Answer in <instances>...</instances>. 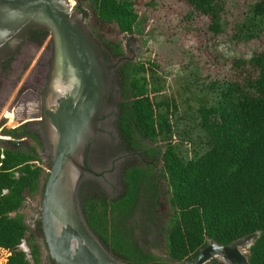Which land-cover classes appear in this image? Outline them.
<instances>
[{
	"label": "trees",
	"instance_id": "trees-1",
	"mask_svg": "<svg viewBox=\"0 0 264 264\" xmlns=\"http://www.w3.org/2000/svg\"><path fill=\"white\" fill-rule=\"evenodd\" d=\"M82 1L89 0H76L75 7L88 16ZM94 1L100 10L99 1ZM176 1L188 7L186 17L193 13L206 17V30L212 34L225 35L231 24V41L247 42L264 35V0L248 2L243 16L230 23L225 18L224 0ZM145 2L155 4L154 0ZM118 8L115 15L120 28L133 30L137 14L131 13L127 2ZM98 15L111 20L101 11ZM47 35L46 30H36L30 39L41 43ZM96 39L108 61L106 46ZM116 55L119 58L112 63L119 64L113 76L122 94L119 131L131 150L148 156L161 154L169 211L157 214L153 204L158 202V193L151 196L143 187L150 179L144 164H129L121 174L124 188L117 196L95 190L87 195L83 214L88 229L115 254L131 257L129 252L135 247L138 254L132 264H179L195 258L208 238L228 244L259 231L248 250V260L264 264V50L226 61L229 74L199 83L194 90L197 104L189 118L184 117L186 108L181 106H191V97L183 103L175 93H163L164 79L157 62L150 58L132 62ZM186 90L187 94L194 92ZM186 119L199 139L191 152L180 147L191 135L177 133ZM1 133L8 139H0V249L9 251L5 264H44L40 245L19 211L35 195L40 193L42 198L44 166L36 152L41 142L37 133L23 125L3 127ZM26 136L35 144L27 146L22 140ZM148 226L161 240L155 252L136 239L138 232H149ZM37 231L46 247L40 223ZM24 241L27 250L22 247Z\"/></svg>",
	"mask_w": 264,
	"mask_h": 264
},
{
	"label": "water",
	"instance_id": "water-1",
	"mask_svg": "<svg viewBox=\"0 0 264 264\" xmlns=\"http://www.w3.org/2000/svg\"><path fill=\"white\" fill-rule=\"evenodd\" d=\"M86 19L69 0H0V66L13 60L36 30L48 32L52 49L41 95L50 164L41 201H26L19 211L29 208L40 220L47 255L55 264H124L90 233L76 204L86 150L96 136L114 67ZM259 235L254 231L228 244L208 238L195 258L179 264H250L248 250Z\"/></svg>",
	"mask_w": 264,
	"mask_h": 264
},
{
	"label": "rangeland",
	"instance_id": "rangeland-1",
	"mask_svg": "<svg viewBox=\"0 0 264 264\" xmlns=\"http://www.w3.org/2000/svg\"><path fill=\"white\" fill-rule=\"evenodd\" d=\"M69 1L72 5H75L76 0ZM97 1H99L101 6L100 10L97 2L94 0L82 1V5L89 13L86 19V25L100 39V42L106 46L105 51L108 57L113 56L112 54L119 53L123 57L132 58V62L149 58L157 62L161 68L159 74L164 79L163 93L173 92L180 97L183 103L185 99H188V96L191 97V106L186 104L181 106L182 109L186 108L185 118H189L191 111L196 107L197 92L194 90L199 83H206L207 80H212L216 76L229 74L226 61H231L234 57L248 58L255 51L264 50V35L247 42L231 41V29H229L231 24L227 25L226 29L228 31L225 30V35L212 34L206 30V17L197 15L196 13H193L190 18L186 17V13L189 11L188 7L176 0H154L155 4L150 3L151 5L147 4L145 0ZM224 1L226 3L225 18L230 23L234 19H240L243 16L247 3L252 0ZM126 2L130 4L131 13L137 14L133 30L130 27L120 28L118 20L116 19V9H119L118 6ZM99 11L111 17V20L106 21L103 17L101 18L98 15ZM48 41L49 35L40 47L34 45L26 47L27 45H25L22 48V52L28 53L26 56L28 57L30 55L31 60L24 75H21L20 79H18L17 87L21 85L25 77L33 69L40 55L48 54L49 48L43 50ZM20 64L26 65L25 59L21 60ZM186 89H192L194 92L187 94L185 92L187 91ZM14 94L11 93L7 101L0 107V139H8L7 136H3L1 133L3 127L15 128L18 124L25 121V117L27 118L22 112L17 113L19 114L17 118L11 115V112H15L16 107H20L23 110L26 107L23 103H17L15 106L11 102ZM11 105L14 106L13 109H11ZM27 107L29 108V105ZM9 115L13 117L11 119L12 121H10ZM191 124L192 122L186 119L185 122H182L177 132L180 137L191 135L189 137L190 141L184 140L182 142L183 145L180 146L182 150H187L188 152L197 148L199 143V139L193 136V133H196V128L193 127L192 130H189ZM104 126L106 127V125ZM108 127L110 128V125ZM172 139L174 141L178 140L177 136H174ZM143 142L148 145L154 144L147 140H143ZM29 144L34 143L30 141ZM107 144L109 143H105L99 153L94 155L90 165L102 178L107 176L109 180H116L113 169L120 162V157L118 156H124L122 155L124 149L120 147L118 151L114 150L115 146L109 147V152L106 154L105 149ZM110 144L120 145L117 140H114ZM37 150L38 152L41 151L39 148ZM42 164L44 166V172L41 179L44 181L47 176L48 165L44 162ZM101 181L107 184L105 180L101 179ZM98 188L97 194L104 195V192L106 193L103 188L99 186ZM40 198L41 195L39 193L32 197L30 202L32 204L40 202ZM168 211L169 204L165 194L164 203H162L156 212L161 216L167 214ZM22 213L26 220L33 217V212L29 208H25ZM27 224L29 225L30 232L35 235L31 224L29 222ZM147 228L149 232H138L136 239L141 246L147 247L155 252V245L160 243L161 240L155 231H153L152 227L148 226ZM35 238L40 245L41 255H43L46 249L43 247L42 239L36 235ZM22 247L27 250L25 241L22 243ZM8 255L9 251L0 249V264L5 263Z\"/></svg>",
	"mask_w": 264,
	"mask_h": 264
},
{
	"label": "flooded vegetation",
	"instance_id": "flooded-vegetation-1",
	"mask_svg": "<svg viewBox=\"0 0 264 264\" xmlns=\"http://www.w3.org/2000/svg\"><path fill=\"white\" fill-rule=\"evenodd\" d=\"M48 36V35H47ZM46 36V37H47ZM46 39V38H45ZM44 39V40H45ZM44 40L41 43H37L35 39H29L28 42L25 44L26 47L30 45H34L37 47H40ZM49 48L48 54L40 55V57L37 59L36 63L33 66V69L30 71V73L25 77L23 82L19 87H17V81L20 79L21 75L23 76L26 69L29 67L31 56L28 55V53H24L21 51L17 54V56L5 63L4 65L0 66V107L3 105L5 101L10 97L11 93H15L12 97V103L16 106L17 103H23L26 107L29 105V108L24 107V110L20 107H16L15 112H11V115L17 118L18 112H22L23 115L30 116L35 115L37 113L40 114V118L35 119H28L26 122H22L18 124V126L23 125L27 129L31 130L32 132H35L38 134L39 140L41 142L40 146L36 147V152H38V148L41 150L38 152V155L40 156L41 160L46 163L47 165L50 164V142L47 138L46 132L44 130V123H43V115H42V103H41V95L45 88V82L47 77V72L49 69V62L51 59L52 49H51V41L49 40L46 44V47L43 50H46ZM113 56H109V60L112 61L118 60L119 57H117L116 54H112ZM25 59L26 65H21L20 61ZM129 60H132V58L128 57ZM108 60V62H109ZM116 60V61H117ZM119 63L114 65L111 72L110 77V87L106 93L102 112L99 119V125L98 130L96 133V136L89 144L86 154H85V167L86 170L83 173L78 186L76 190V204L79 211V214L81 218L83 219L86 227V219L84 218V203L87 198V195L89 192H97L99 187L103 188L106 191V195L114 198L117 196L120 192L123 191L124 188V181L121 179V174L123 170L125 169V166H128L129 164H133L135 166H138L140 164H144L146 171L150 172V179H146L144 181V186L146 187V190L149 195L153 196L154 193H158V202L156 204H152L154 207H157V210L160 208L162 203H164V192H165V185L163 184V178L161 177L160 167H161V154L159 152H155L153 155L148 156L147 154L143 153L140 150H131L129 148V144L126 142V140L122 137L120 131H119V121L121 117L120 112V101L122 100V94L120 93V87L118 86L117 79L115 76H113V71L117 67ZM11 109L14 108V106L11 105ZM39 108V109H38ZM11 115H9V119L13 118ZM11 116V118H10ZM7 117V116H5ZM42 117V118H41ZM106 125V127L104 126ZM110 125V128L108 127ZM25 140V144L27 146L33 145L29 144L30 141H32L34 144L35 142L33 139L29 136H26L22 139ZM114 140H117L119 146L111 145ZM107 144V147L105 149V153L108 154L109 147H114V150L124 149V152L122 153V156L120 157V162L117 164L113 171L114 175L116 177V180H109L107 179V176L104 178L101 177V175L91 167L90 162L93 160L94 155L98 154L100 149L103 148V146ZM102 144V146H101ZM101 179L105 180L107 184L101 181ZM153 184V186H152ZM163 184V185H161ZM163 186V187H160ZM149 190V191H148ZM26 223H30L33 231L36 236H39V233L37 231V225L40 223V220L33 217L29 220H26ZM41 227V225H40ZM88 228V227H87ZM90 231V230H89ZM90 233L95 237V239L100 243V245L105 249V251L110 254L113 258L116 260H119L123 262L124 264H132L135 262V259L137 257V250L134 247V250H131L129 254H131V257H126L124 255L115 254L113 251L108 250L105 245L99 240V238L94 235L91 231ZM44 247V245H43ZM46 249V247H44ZM128 253H125L127 255ZM116 256V257H115ZM43 259L42 262L44 264L48 263L49 256L46 252L42 255ZM211 261V260H210ZM208 261L205 264H213L212 262ZM55 264V262H53Z\"/></svg>",
	"mask_w": 264,
	"mask_h": 264
},
{
	"label": "built area",
	"instance_id": "built-area-1",
	"mask_svg": "<svg viewBox=\"0 0 264 264\" xmlns=\"http://www.w3.org/2000/svg\"><path fill=\"white\" fill-rule=\"evenodd\" d=\"M6 261V260H5ZM5 264V263H4Z\"/></svg>",
	"mask_w": 264,
	"mask_h": 264
},
{
	"label": "crops",
	"instance_id": "crops-1",
	"mask_svg": "<svg viewBox=\"0 0 264 264\" xmlns=\"http://www.w3.org/2000/svg\"><path fill=\"white\" fill-rule=\"evenodd\" d=\"M7 251V250H6ZM6 262V261H5Z\"/></svg>",
	"mask_w": 264,
	"mask_h": 264
}]
</instances>
